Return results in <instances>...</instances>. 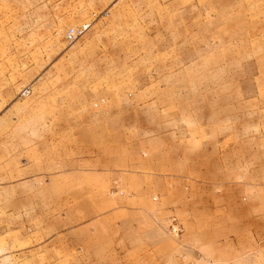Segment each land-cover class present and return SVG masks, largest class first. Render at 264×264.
<instances>
[{"label":"rangeland","instance_id":"obj_1","mask_svg":"<svg viewBox=\"0 0 264 264\" xmlns=\"http://www.w3.org/2000/svg\"><path fill=\"white\" fill-rule=\"evenodd\" d=\"M0 264H264V0H0Z\"/></svg>","mask_w":264,"mask_h":264},{"label":"crops","instance_id":"obj_2","mask_svg":"<svg viewBox=\"0 0 264 264\" xmlns=\"http://www.w3.org/2000/svg\"><path fill=\"white\" fill-rule=\"evenodd\" d=\"M100 129L103 130V128H100ZM13 139H14L13 140V153L10 154L9 150H7V152H8V157H13L12 161H15V156H17V155L19 156L20 152H19V148H18V152L15 151V138L13 137ZM106 142H107V140H106ZM173 215L176 217L175 214H173ZM177 215L178 216H182L180 213H177ZM211 227H212V229H210L208 231V234H205L204 237H206V239L203 241V243L204 244L210 243V244H214V245H218V246L221 245V244L223 245L224 241H226V240H222V239H224V235H225L226 229L222 226L221 223L217 224L215 222H214V224ZM197 230L200 231L197 234L203 236L204 232H202L199 227H197ZM209 236H210V238L208 239L207 237H209Z\"/></svg>","mask_w":264,"mask_h":264},{"label":"built area","instance_id":"obj_3","mask_svg":"<svg viewBox=\"0 0 264 264\" xmlns=\"http://www.w3.org/2000/svg\"><path fill=\"white\" fill-rule=\"evenodd\" d=\"M82 32L81 29L79 28H70L67 33H66V38L68 41L72 42L76 39V37ZM171 231L175 234L178 235L181 233V228L176 224L172 223L170 225Z\"/></svg>","mask_w":264,"mask_h":264}]
</instances>
